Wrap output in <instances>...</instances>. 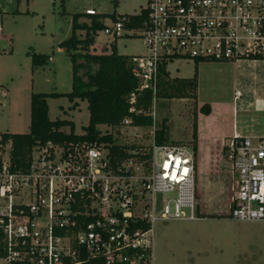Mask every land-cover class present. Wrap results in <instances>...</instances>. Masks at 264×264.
<instances>
[{
  "label": "built area",
  "instance_id": "1",
  "mask_svg": "<svg viewBox=\"0 0 264 264\" xmlns=\"http://www.w3.org/2000/svg\"><path fill=\"white\" fill-rule=\"evenodd\" d=\"M133 18L144 19L133 26ZM104 33L112 44L144 40L146 53L131 61L137 92L152 93L153 125L141 134L147 128L125 119L119 131L131 130L139 139L132 144L38 145L26 171L12 170L11 143L0 144V264H154L157 223L203 219L195 149L157 141L160 71L174 61L248 71L236 100L244 86L255 94L263 84L264 0H147L138 15L118 17ZM225 149L235 177L228 217L264 222V139L236 135Z\"/></svg>",
  "mask_w": 264,
  "mask_h": 264
},
{
  "label": "rangeland",
  "instance_id": "2",
  "mask_svg": "<svg viewBox=\"0 0 264 264\" xmlns=\"http://www.w3.org/2000/svg\"><path fill=\"white\" fill-rule=\"evenodd\" d=\"M146 6L147 0H118L117 7L113 0H0V132H29L33 93L72 92L73 62L67 51L59 45L72 36L75 14L94 9L98 14L136 16ZM86 18L80 22L89 24ZM112 21L111 17L106 19L105 25L111 26ZM78 36L84 38L85 32H78ZM112 43V38L102 30L98 32L91 52L110 53ZM115 45L117 53L123 56L132 58L146 53L144 40L138 36H125L118 39ZM33 53L49 56L48 64L34 69L31 58ZM196 67L209 70L204 71L200 103L228 104L231 101L234 67L229 64L206 62L198 65L192 61H174L168 64V71L172 77L186 78L194 75ZM95 70L96 66L86 67L78 74L87 81L88 74ZM76 102L77 106L65 97L49 99V116L51 120L67 119L75 122L76 134L82 135L90 114L87 102ZM196 102L184 99L157 100L156 127L159 129L163 122L166 123L170 144L193 143ZM225 105L222 104L221 108ZM219 108L216 109L218 119L221 117L217 111ZM253 109L256 110H252L248 116L258 117L264 129V111H257V106ZM262 109L264 105H260L259 110ZM224 115L227 117V113L224 112ZM205 126L206 136L212 122ZM100 130L102 134L112 132L120 144H132L139 140L134 139L131 130L124 129L125 132H121L108 126L100 127ZM64 131L70 132V128L66 127ZM149 131L150 128L139 130L141 134ZM223 166L227 177H230L231 163L226 154ZM224 187L220 196V191H215L210 199L198 193L200 212H209L207 210H211L210 206L214 204L219 213L204 216L223 218H204L201 214L203 219L197 221L156 224L154 264H264V222L231 220L228 214L233 195L232 181L228 179Z\"/></svg>",
  "mask_w": 264,
  "mask_h": 264
},
{
  "label": "trees",
  "instance_id": "3",
  "mask_svg": "<svg viewBox=\"0 0 264 264\" xmlns=\"http://www.w3.org/2000/svg\"><path fill=\"white\" fill-rule=\"evenodd\" d=\"M118 6V0H113ZM124 16V15H123ZM87 17V18H86ZM112 18L117 21L115 14H87L80 13L73 16L72 36L63 41L59 46L65 49L73 62V86L69 94L60 93H33L31 96V121L28 133H0V144L11 143V167L13 171H26L30 167L33 149L48 142H99L114 143L113 134H102L99 126H108L119 130L125 119H132V125L149 128L153 125L150 114L153 97L149 90L137 92L139 82L133 75L131 57L117 53L116 45L112 44L110 53L95 54L91 48L96 43L98 32L105 29V20ZM120 17V16H119ZM86 18L87 23L80 20ZM144 18H133L132 25L138 26ZM112 21V22H113ZM78 32H85L84 38L78 36ZM34 69L48 64L50 57L44 54L33 53L31 55ZM82 60V61H80ZM96 66V70L88 74L87 81L78 72L86 67ZM198 71H194L191 78H172L164 68L160 71L158 86V99H188L197 100ZM136 94L137 100L131 103V94ZM68 98L70 102L76 100L85 101L88 104L89 122L83 128L84 134L75 132L72 121L56 119L51 120L49 116L48 100ZM78 104L76 103L75 106ZM136 107L144 113L136 115L130 112ZM200 111L206 115L210 114L211 107L205 104ZM69 127L70 132L64 131ZM166 123L157 129V141L159 144L169 143L167 137ZM197 123L194 118L193 143L197 155ZM131 146H117V148H129ZM226 150V149H225ZM204 218H223L218 216H204ZM2 240L0 237V249Z\"/></svg>",
  "mask_w": 264,
  "mask_h": 264
},
{
  "label": "crops",
  "instance_id": "4",
  "mask_svg": "<svg viewBox=\"0 0 264 264\" xmlns=\"http://www.w3.org/2000/svg\"><path fill=\"white\" fill-rule=\"evenodd\" d=\"M82 20V19H81ZM200 65V64H198ZM202 65V64H201ZM204 65V64H203ZM198 71V90H197V106L196 114L194 118L197 123V192H201L205 198H213V192H219L218 196L222 194V190L225 189L226 182L228 179L232 181V197L230 199V207H232V199L234 196V187H235V177L233 172H231L230 177H227L228 174L224 170L225 165V148L226 145L233 139L234 136L240 135L241 137H251L257 139H264V129H262L261 122H259L258 117H249L248 115L252 113V110L256 108L257 111H264V109L259 110L260 105H264V66H261L257 69L259 76L262 78L263 84H258L256 88V93H252V88L249 89L244 86L245 94L242 99H235V90L240 87L238 83L245 82V74L248 71H240L237 73L233 70V80L231 87V101L227 103H216L210 102L207 103L211 107L210 114L206 115L200 111L203 103H200V89L203 78L205 77L204 71L209 70H199ZM179 71V70H177ZM235 71V72H234ZM171 76V75H170ZM172 77V76H171ZM192 77V76H191ZM186 77V78H191ZM177 78V77H172ZM199 93V95H198ZM188 100V99H184ZM78 104V102H73V104ZM222 104H226L223 109L221 108ZM88 107V106H87ZM220 107L218 111L221 114L219 119L216 116V109ZM50 110V106H49ZM65 112V110H64ZM224 112L227 113L225 117ZM50 113V112H49ZM51 119V118H50ZM67 120V119H66ZM31 121V118H30ZM70 121V120H69ZM73 122V121H72ZM212 122V127L210 131H207L205 124ZM76 128V123L73 122ZM104 127V126H99ZM30 130V128H29ZM77 131V130H76ZM1 133V132H0ZM211 210L209 212H202L204 215H216L219 213L217 207L212 204L210 206ZM230 211V210H229Z\"/></svg>",
  "mask_w": 264,
  "mask_h": 264
}]
</instances>
